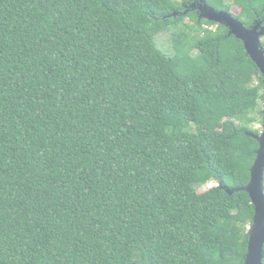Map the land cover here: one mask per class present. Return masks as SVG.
<instances>
[{
  "label": "trees",
  "instance_id": "16d2710c",
  "mask_svg": "<svg viewBox=\"0 0 264 264\" xmlns=\"http://www.w3.org/2000/svg\"><path fill=\"white\" fill-rule=\"evenodd\" d=\"M189 1L0 0V264H245L263 76Z\"/></svg>",
  "mask_w": 264,
  "mask_h": 264
},
{
  "label": "water",
  "instance_id": "95a60500",
  "mask_svg": "<svg viewBox=\"0 0 264 264\" xmlns=\"http://www.w3.org/2000/svg\"><path fill=\"white\" fill-rule=\"evenodd\" d=\"M192 7L198 9L201 18L227 26L229 34H233L243 41L247 54L259 67L264 83V44L262 41L264 25L262 21H255L252 25L246 26L232 11L218 10L205 0H195ZM176 14L174 13V15ZM247 133L256 138L259 143L249 183L242 187H230L222 184L220 186L230 194L236 191H246L250 195L255 212L253 222L247 230L249 240L245 264H264V113L260 134Z\"/></svg>",
  "mask_w": 264,
  "mask_h": 264
},
{
  "label": "rangeland",
  "instance_id": "374dc122",
  "mask_svg": "<svg viewBox=\"0 0 264 264\" xmlns=\"http://www.w3.org/2000/svg\"><path fill=\"white\" fill-rule=\"evenodd\" d=\"M194 3H193V0L189 1V3L185 4V6H192ZM231 11L234 13V14H239L240 13V8L238 6H233ZM184 23H189L191 24L192 21L186 17L185 18V22ZM176 33V30L174 29H171L170 31H165V32H161L160 34L157 35L156 37V40H157V43L164 49L166 50L167 52H170V51H173V45L171 43V38H172V34H175ZM262 41L264 42V37L262 38ZM263 108L264 109V101H261L260 102V108ZM255 128H258V129H261L262 130V125H263V122H261L260 120H257L256 122H254L252 124ZM214 183H210L208 185H205V186H202L200 188V190H203L205 191L206 189L210 188Z\"/></svg>",
  "mask_w": 264,
  "mask_h": 264
},
{
  "label": "flooded vegetation",
  "instance_id": "af4514ba",
  "mask_svg": "<svg viewBox=\"0 0 264 264\" xmlns=\"http://www.w3.org/2000/svg\"><path fill=\"white\" fill-rule=\"evenodd\" d=\"M264 25V23H262Z\"/></svg>",
  "mask_w": 264,
  "mask_h": 264
}]
</instances>
